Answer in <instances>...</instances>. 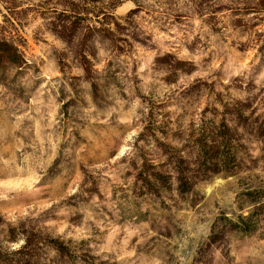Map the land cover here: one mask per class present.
Returning <instances> with one entry per match:
<instances>
[{
	"label": "rangeland",
	"instance_id": "1",
	"mask_svg": "<svg viewBox=\"0 0 264 264\" xmlns=\"http://www.w3.org/2000/svg\"><path fill=\"white\" fill-rule=\"evenodd\" d=\"M0 42L25 62L0 63L3 249L27 239L44 264H264V0H0ZM212 118L237 127L232 174L164 204L132 196L138 150L159 154L137 141L144 127L179 147ZM249 212L253 234L208 244L221 214Z\"/></svg>",
	"mask_w": 264,
	"mask_h": 264
},
{
	"label": "trees",
	"instance_id": "2",
	"mask_svg": "<svg viewBox=\"0 0 264 264\" xmlns=\"http://www.w3.org/2000/svg\"><path fill=\"white\" fill-rule=\"evenodd\" d=\"M0 63L20 67L25 62L16 47L0 42ZM232 111L237 112L234 122L238 125L242 109L235 107ZM157 129L155 125L144 127L137 138V141H143L147 136L154 137L159 154L153 159L138 150L140 163L133 165L135 175L130 188L135 198L151 196L164 204L163 198L167 195L171 198V194L176 192L179 197L184 198L200 181L219 174L230 175L239 167L237 127L229 126L225 118L219 122L213 118L201 120L200 124L191 125L190 133L186 139L181 140L183 143L179 147L160 142L154 136ZM161 134L166 136L164 131ZM243 195L252 197L250 192ZM258 228V221L254 219L252 212L239 215L235 220L221 214L211 225L208 244L221 241L227 232L249 236ZM12 238L13 234L10 239L13 240ZM63 249V246L56 247L62 257ZM39 250L36 244L27 239L17 249H3L0 245V264H44L38 260Z\"/></svg>",
	"mask_w": 264,
	"mask_h": 264
}]
</instances>
